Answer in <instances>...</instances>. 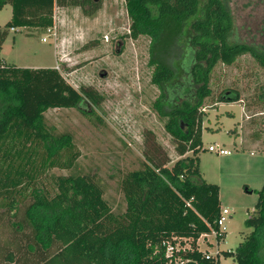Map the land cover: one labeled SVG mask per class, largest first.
I'll list each match as a JSON object with an SVG mask.
<instances>
[{
	"label": "trees",
	"instance_id": "1",
	"mask_svg": "<svg viewBox=\"0 0 264 264\" xmlns=\"http://www.w3.org/2000/svg\"><path fill=\"white\" fill-rule=\"evenodd\" d=\"M6 4L11 17L0 31V47L6 28L52 27L56 7L77 6L86 16L97 8L94 0H0V8ZM125 6L128 36L150 39V82L159 89L152 106L166 118L164 128L180 158L168 166L166 153L147 131L142 166L120 180L125 208L118 214L87 174L57 176L51 194L37 185L42 175L55 167L72 168L79 152L69 132L47 127L43 112L96 106L103 96L91 87L74 88L54 67H17L0 58V208L10 212L28 200L23 212L33 235L28 247L40 251L32 264H173L175 257L183 264H220L219 255L206 257L197 247L201 235L218 229L221 212L219 186L198 179L201 107L218 62L230 65L250 54L264 67V45L239 39L225 0H125ZM237 95L225 90L218 101H235ZM188 151L192 156L185 155ZM257 193L253 214L245 220L250 233L235 250L222 251L237 264H264V183ZM178 240L189 248L167 257L165 244ZM6 260L9 264L14 254Z\"/></svg>",
	"mask_w": 264,
	"mask_h": 264
},
{
	"label": "rangeland",
	"instance_id": "2",
	"mask_svg": "<svg viewBox=\"0 0 264 264\" xmlns=\"http://www.w3.org/2000/svg\"><path fill=\"white\" fill-rule=\"evenodd\" d=\"M95 3L97 8L89 16L77 6L56 7L51 32L35 27L6 28L0 58L17 67L58 65L57 70L74 88L91 87L102 94L103 99L96 106L48 108L43 112L52 132L72 135L79 156L72 168L45 171L37 185L54 194L57 176L90 175L102 187L103 198L111 210L118 214L125 208L120 180L128 171L142 166L147 131L166 153L168 166L180 155L164 128L166 118L160 117L152 106L159 89L150 82L153 67L147 64L149 37L128 36L130 18L125 0ZM225 3L239 39L263 46L264 0ZM10 17L11 6L6 4L0 8V31ZM118 40L123 42L119 54L115 53ZM209 87L210 95L201 107L205 115L202 145L197 153L198 179L219 186L221 209L228 214L225 236L216 240L211 235L210 243L200 238L199 246L207 252L220 251V264H237L222 251L235 250L250 233L245 220L253 214L257 192L264 183V67L250 54L241 55L230 65L218 62ZM225 90L235 91L239 99L218 101ZM233 128L236 134L231 132ZM215 144L229 150V154L208 150L209 145ZM17 203V209L10 212L0 208V262L8 264L6 256L12 252L14 260L9 264H32L39 259L40 251L36 246L33 250L28 247L33 244L32 231L23 214L28 200ZM262 246L264 259V242ZM55 249L56 245L52 246L48 254Z\"/></svg>",
	"mask_w": 264,
	"mask_h": 264
},
{
	"label": "built area",
	"instance_id": "3",
	"mask_svg": "<svg viewBox=\"0 0 264 264\" xmlns=\"http://www.w3.org/2000/svg\"><path fill=\"white\" fill-rule=\"evenodd\" d=\"M51 28H47L49 32H51ZM11 30H15L14 28H11ZM53 35H55V32L52 33ZM43 41H46V38H42ZM54 68L56 69H59L58 65H56ZM208 150L210 151H214L218 154H223V155H227L229 154V150L225 149V148H222V146L218 145V144H215V145H209L208 146ZM228 214V211L226 209H221V212H220V216L219 218L217 219V226H218V229L217 230H213L210 234H204V235H201L198 240H197V247L199 250H201L204 254H206V257H209V256H215V255H219L220 251H216L214 253L212 252H207V250H203L200 248L199 246V239L200 240H204L205 238V242H209L210 241L208 240L209 236L213 235L215 238H217L216 236H222L223 233H225V225H224V222L226 220V215ZM182 241H185L184 239ZM185 248H189V245L185 242L184 245H181L180 243V240L176 241L174 244H172L171 242H167L165 244V252H166V256L167 257H171L172 254L176 251H179L180 249H185ZM219 261H220V257H219ZM170 262H172L173 264H183L184 263V260H181L180 258L178 257H175L174 259H170Z\"/></svg>",
	"mask_w": 264,
	"mask_h": 264
},
{
	"label": "flooded vegetation",
	"instance_id": "4",
	"mask_svg": "<svg viewBox=\"0 0 264 264\" xmlns=\"http://www.w3.org/2000/svg\"><path fill=\"white\" fill-rule=\"evenodd\" d=\"M94 1H97V0H94ZM123 40V39H122ZM122 40H118L116 43H115V46H116V49H115V53L119 54L120 53V47L123 45V42ZM102 73H100L99 75H101ZM88 104V103H86ZM85 104V105H86Z\"/></svg>",
	"mask_w": 264,
	"mask_h": 264
},
{
	"label": "crops",
	"instance_id": "5",
	"mask_svg": "<svg viewBox=\"0 0 264 264\" xmlns=\"http://www.w3.org/2000/svg\"><path fill=\"white\" fill-rule=\"evenodd\" d=\"M11 29V28H10ZM51 67H54V65H52ZM35 68H38V67H35ZM230 115L232 114V113H229ZM234 130V132H235V134L237 133V130H236V128H233V129H231V132ZM237 136H238V138H239V140H241L242 138H241V136L239 135V134H237Z\"/></svg>",
	"mask_w": 264,
	"mask_h": 264
},
{
	"label": "water",
	"instance_id": "6",
	"mask_svg": "<svg viewBox=\"0 0 264 264\" xmlns=\"http://www.w3.org/2000/svg\"><path fill=\"white\" fill-rule=\"evenodd\" d=\"M105 73H102L101 75H104Z\"/></svg>",
	"mask_w": 264,
	"mask_h": 264
}]
</instances>
